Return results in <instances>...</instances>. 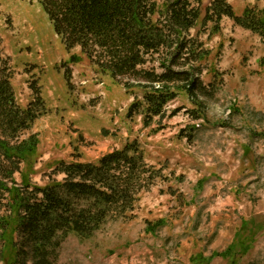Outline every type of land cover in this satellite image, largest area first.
<instances>
[{"label":"rangeland","instance_id":"obj_1","mask_svg":"<svg viewBox=\"0 0 264 264\" xmlns=\"http://www.w3.org/2000/svg\"><path fill=\"white\" fill-rule=\"evenodd\" d=\"M210 2L201 0L190 36L210 51L199 79L213 95H199L200 111L180 91L145 128L141 116L126 117L130 104L142 100L134 82L125 89L78 47L68 51L37 0H0V57L11 72L15 100L25 108L39 88L45 107L30 130L39 139L25 167L32 183L60 181L63 175L53 173L59 161L96 162L133 140L150 165L167 167L164 180L140 195L131 219L107 222L89 239L68 234L58 264H190L194 255L223 251L242 220L264 222V45L226 17L213 34V22L202 24ZM227 2L236 15L264 7L263 0ZM155 59L148 57L143 68L160 73ZM196 109L202 119L191 117ZM159 220L155 232L146 231L148 221ZM256 234L236 264H264V231ZM210 264L230 263L212 257Z\"/></svg>","mask_w":264,"mask_h":264},{"label":"trees","instance_id":"obj_2","mask_svg":"<svg viewBox=\"0 0 264 264\" xmlns=\"http://www.w3.org/2000/svg\"><path fill=\"white\" fill-rule=\"evenodd\" d=\"M37 1L68 51L78 47L115 83L127 89L134 82L142 90V100L134 101L127 110L128 119L141 116L147 128L154 118L164 115L180 91L199 110L204 104L199 95H213L199 79L201 64L210 51L190 36L199 19L201 0H162L160 6L157 0ZM223 17L257 34L264 45V7H245L236 15L227 0H211L202 24L213 22L211 31L218 34ZM148 57H156L160 73L143 68ZM260 65L264 66V57ZM11 77L0 57V264H58L68 234L89 239L107 222L131 219L140 195L157 180H164L167 167L150 165L133 140L96 162L59 161L53 173L63 175L60 181L51 179L42 187L33 184L31 171L25 172V167L31 166L39 139L30 130L45 107L39 88L32 90L33 101L20 107ZM65 77L69 83L67 71ZM124 78L131 81L122 82ZM197 109L191 111L193 120L203 118V111ZM157 224L161 221H148L146 231L155 232ZM260 231H264V222L244 219L223 251L208 258L194 255L190 264H210L212 257L236 264Z\"/></svg>","mask_w":264,"mask_h":264}]
</instances>
